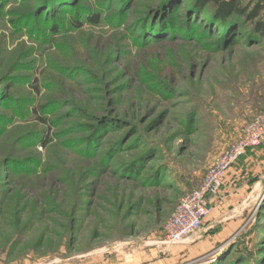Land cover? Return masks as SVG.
<instances>
[{
  "label": "rangeland",
  "instance_id": "rangeland-1",
  "mask_svg": "<svg viewBox=\"0 0 264 264\" xmlns=\"http://www.w3.org/2000/svg\"><path fill=\"white\" fill-rule=\"evenodd\" d=\"M40 1L0 0V264H264V145L225 175L245 176L244 203L224 201V177L201 229L161 244L179 202L264 113V38L252 31L264 5L232 33L205 31L200 16L191 39L142 46L134 24L159 0H132L123 16L117 2L73 0L79 11L44 21ZM259 1L240 0L249 11ZM85 10L101 13L97 26ZM185 22L186 11L175 26ZM104 125L86 143V127ZM146 152L139 174L122 176Z\"/></svg>",
  "mask_w": 264,
  "mask_h": 264
},
{
  "label": "trees",
  "instance_id": "trees-1",
  "mask_svg": "<svg viewBox=\"0 0 264 264\" xmlns=\"http://www.w3.org/2000/svg\"><path fill=\"white\" fill-rule=\"evenodd\" d=\"M110 1V4L117 2L118 10L120 16H123L124 11L128 12L129 8L128 5L132 0H108ZM160 4L158 9L155 11V14L151 17V19H147L146 16L142 17L136 23L134 24L137 28L138 35L136 39H139L141 41L140 45L147 46L150 43L159 44L163 41H173L178 38L182 39H191L193 36L194 28L193 25L197 22L195 18L200 16H205V31L209 29L210 26L217 25L221 29V34L226 35L228 32H233V20L236 19H244L248 22H255V20L258 18L260 12L263 9L264 1H259L255 4L253 9L250 11L248 10V7H245L241 5L240 0H191L190 5L188 7H184L185 9H179L178 6L174 7L175 0H159ZM40 5L36 8V14L37 17H40L43 21L47 19L46 17H51V20H54L52 17L54 14H69L72 10H77L76 4H74L73 0H41ZM73 2V3H72ZM208 5H212L215 8V11L213 14L206 13L205 8ZM109 7L110 5H105ZM43 9V10H42ZM179 9V10H178ZM45 11L46 15L42 14L44 17L42 18L41 12ZM186 11V22L185 25L181 27L175 26V20L177 19L178 15H180L181 12ZM86 16L83 19V22H87L90 26H97L100 23L101 20V13L100 12H92L89 10L83 11ZM76 17H72L70 19V24L75 28L78 29L81 27V21ZM176 18V19H175ZM175 19V20H174ZM58 26L53 24L51 26L52 33L57 32ZM230 30V31H229ZM253 34L255 36V40H260L264 38V23L260 21H256L253 26ZM184 34V35H182ZM135 39V40H136ZM44 107H39L38 109H33L32 114L35 116L36 121L43 124L44 126L48 127L46 128L45 134L42 136V138L39 140V144L41 147L46 148L50 144V138H49V130L50 126L49 123L44 120L40 113L43 111ZM81 115H86V112L82 109H78ZM87 130H90L92 132V135L89 139L86 140V143L90 142H96L99 140L100 135L103 132H106L108 130V127L106 125L101 126L97 128L96 130L91 127L87 126ZM98 134V135H97ZM97 138V139H96ZM95 139V140H94ZM151 155V152H146L143 157L136 159L134 162L124 166L122 169L123 175H126L127 177H134L139 174L138 168L142 167L149 156ZM11 164V163H10ZM18 166V167H17ZM17 170H25L28 172L27 167H25L23 164H17ZM13 170H15V167H13ZM3 168L0 163V180H1V174L3 173ZM145 184V185H144ZM144 186H152L157 187L158 181L153 182L152 184L148 185V183L144 182Z\"/></svg>",
  "mask_w": 264,
  "mask_h": 264
},
{
  "label": "built area",
  "instance_id": "built-area-1",
  "mask_svg": "<svg viewBox=\"0 0 264 264\" xmlns=\"http://www.w3.org/2000/svg\"><path fill=\"white\" fill-rule=\"evenodd\" d=\"M264 145V113L243 129L241 138L222 156L201 184L182 199L165 228L162 246L168 249L194 236L211 213V204L217 198L225 175L248 150Z\"/></svg>",
  "mask_w": 264,
  "mask_h": 264
},
{
  "label": "crops",
  "instance_id": "crops-1",
  "mask_svg": "<svg viewBox=\"0 0 264 264\" xmlns=\"http://www.w3.org/2000/svg\"><path fill=\"white\" fill-rule=\"evenodd\" d=\"M264 147V146H262ZM261 147L255 148V149H251L248 150L247 153L241 157L242 158H246L245 161H248L252 156H260L262 152ZM263 149V148H262ZM230 172V171H229ZM229 172L227 173V175L229 174ZM246 173V172H245ZM244 173V174H245ZM232 174V173H231ZM232 176V175H231ZM245 176L237 178V179H233L232 177H225V182L223 185V199L226 203H244V201H246L248 198V196H245L246 194L244 193V191L246 189H250L246 186V184L248 182H245ZM241 181V183H239ZM259 185L260 184H264V171L261 174V176H259V182H257ZM244 194V196H243ZM233 201V202H232ZM229 221H231V219H229Z\"/></svg>",
  "mask_w": 264,
  "mask_h": 264
}]
</instances>
